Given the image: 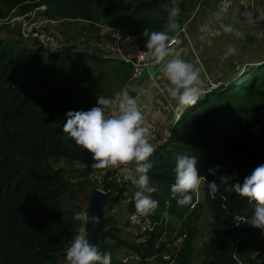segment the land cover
<instances>
[{"label": "trees", "instance_id": "trees-1", "mask_svg": "<svg viewBox=\"0 0 264 264\" xmlns=\"http://www.w3.org/2000/svg\"><path fill=\"white\" fill-rule=\"evenodd\" d=\"M67 2L0 0V18L14 8L24 13L40 5L46 6L47 16L62 17L68 15ZM167 4L171 0H144L130 13H121L123 2L117 1L102 13L111 26L132 35L145 48L148 37L144 30L162 31L167 21L143 13ZM176 22L180 28L182 18L178 16ZM54 50L38 46L16 50L0 39V264H60L66 260V249L74 236L81 234L82 226L65 213L63 202L83 196L87 211L96 190L92 155L63 132L66 113L97 106L99 95L109 98L111 89L123 87L130 76L127 68L119 72L124 63L96 56L88 48L69 52L65 59ZM257 68L247 69L226 87L207 88L194 106L181 113L166 144L154 151L148 175L151 184L159 187L152 194L158 208L150 216L155 227L145 242L122 240L115 235L116 220L103 216L97 247L101 253H111V264H123L114 255L123 249L136 257L127 264H195L200 254L195 245L197 221L204 210L212 215V234L202 250V264H240V259L245 264H264L263 233L251 227L255 206L233 188L236 176H250L264 164L262 136L252 134L264 105V72ZM115 76L114 85L105 90L100 86ZM180 155L196 157L199 175L206 178L200 190L202 201L197 203L191 194L194 206L180 207L171 198ZM61 163L76 169L58 165ZM217 165L215 176L210 175L208 169ZM134 175L137 177L135 171ZM222 176L227 182L220 184L213 198L207 182L219 184ZM104 188H111L106 194L111 202L105 215L107 208L120 203L125 190L112 183ZM164 211L167 219H160ZM234 217L239 218L236 223ZM169 218L176 219L179 226ZM173 249H178L176 256L167 263L163 256Z\"/></svg>", "mask_w": 264, "mask_h": 264}, {"label": "clouds", "instance_id": "clouds-1", "mask_svg": "<svg viewBox=\"0 0 264 264\" xmlns=\"http://www.w3.org/2000/svg\"><path fill=\"white\" fill-rule=\"evenodd\" d=\"M231 6L230 0H221L220 11L215 14L217 19L222 17ZM167 7V6H166ZM180 14V7L176 0H171L168 22L164 30L149 33L145 48L155 64L160 65V72L167 80L165 91L168 96L179 105L188 108L199 100V93L204 86L202 67H197L191 61L182 59L169 44H175L174 33L179 25L176 22ZM243 15L248 23L254 24L264 21V14L253 16L250 12ZM225 32L240 38L243 33L232 26H226ZM202 32L212 34V29L206 24ZM205 37H201L204 39ZM229 51L235 54L236 49ZM63 132L75 145L92 155L91 168L97 170L116 169L121 166L135 165L137 191L134 195L135 214L132 219L148 217L155 213L158 201L152 194L159 191L158 185L150 182L148 175L153 167L150 158L154 154V146L150 142V130L145 126V117L138 107L136 99L127 93H117L111 98L103 95L97 97V106L87 111H69ZM196 157L180 155L176 158L175 182L171 185V198L180 207L192 205V193H198L202 180L199 175ZM216 169H208L210 175L215 176ZM226 177L220 178V183L207 182L209 194L215 198L220 184L227 182ZM235 193L254 204L251 227L264 233V164L257 166L250 176L244 178L243 183L233 185ZM194 206V205H192ZM116 211L115 209L113 210ZM74 220L81 222V226L99 223V219L91 217L87 211H80L74 215ZM238 221V217H235ZM67 264H111V253L103 252L96 245L90 243L86 234L77 233L66 249Z\"/></svg>", "mask_w": 264, "mask_h": 264}, {"label": "crops", "instance_id": "crops-1", "mask_svg": "<svg viewBox=\"0 0 264 264\" xmlns=\"http://www.w3.org/2000/svg\"><path fill=\"white\" fill-rule=\"evenodd\" d=\"M230 4L228 11L217 19L215 14L220 11V0H198L189 19L184 21L173 35L177 45L175 51L180 57L191 61L197 67H202V79L204 75H207L213 81L223 85L234 83L247 69L257 67L263 69L264 67L262 66L264 64V35L260 34L264 21L250 24L243 15L245 12L254 14L262 11L264 0H231ZM206 24L212 29L211 35L202 32ZM226 26L238 29L243 36L237 38L232 33L225 32ZM182 27L185 30L183 34L179 33ZM84 30H87V27ZM59 32L57 33L59 37L68 39L62 30ZM202 36L205 38L201 39ZM230 48L236 49L235 54L229 51ZM124 66L130 70L127 65ZM125 70L121 69L119 72L122 74ZM126 80L123 87L119 88L115 85L111 89L112 95L109 98L117 93H127L136 99L145 117V126L150 131H158L160 135L170 136L176 123L175 115L181 114L186 108L172 100L166 93L168 82L160 72V65L151 66L141 76L135 79H130L129 76ZM205 89V86L201 88L199 98ZM194 194L195 201L201 202L203 198L201 192ZM114 209L116 211H111L109 216L116 220L117 227L118 217L120 218L124 211L127 212L121 202L115 205Z\"/></svg>", "mask_w": 264, "mask_h": 264}, {"label": "built area", "instance_id": "built-area-1", "mask_svg": "<svg viewBox=\"0 0 264 264\" xmlns=\"http://www.w3.org/2000/svg\"><path fill=\"white\" fill-rule=\"evenodd\" d=\"M23 4H28V2H24ZM45 10V5H40L24 13H18L17 8H14L5 17L0 18V32L5 31L14 33L16 40L21 43L29 42L45 50L65 47L71 52L81 48H88L90 51H100L104 56L115 57L127 65L130 68V79H135L141 76L146 69L157 65L155 64L154 59L150 56L148 49L142 47L135 37L116 26H104L97 23L85 22L84 26L87 27V30H67L65 32L67 33L68 39H70L65 43H60L57 33L59 30L64 32L60 25L61 21H56L43 16L42 14ZM262 14H264V9L259 13H254L253 16H259ZM89 29L97 30L95 33L97 38L94 39L92 37L88 31ZM184 32L185 30L182 27L179 33L183 34ZM260 34L264 35V26L261 28ZM169 46L176 50V43H170ZM203 80L205 88L215 89L219 87L216 81H213L207 75H204ZM180 115L181 114L175 115L176 121ZM150 134V142L155 150L158 147L165 145L169 138V135H160L158 131H150ZM252 134L254 136H262V140L264 141V122L262 120L252 129ZM134 171V164L121 166L116 169H95L92 173V179L96 190L101 191L105 195L111 192V188H104L105 185L112 183L115 186L124 187V195L120 202L128 211V226L136 236L135 241L143 243L154 230L155 222L152 221L150 216H137V219H132V216L135 214L134 195L136 192L135 180L137 178L134 175ZM191 209L192 207L190 210ZM162 218L167 219L166 211L162 213L160 219ZM233 222L236 223L237 220L234 218ZM177 250L178 249H173L168 254H165L163 259L167 263H172ZM118 259L123 264H127L135 260L136 257L129 252L127 256L119 257Z\"/></svg>", "mask_w": 264, "mask_h": 264}, {"label": "rangeland", "instance_id": "rangeland-1", "mask_svg": "<svg viewBox=\"0 0 264 264\" xmlns=\"http://www.w3.org/2000/svg\"><path fill=\"white\" fill-rule=\"evenodd\" d=\"M67 1H69V3L67 2V4H65L67 6L65 9H68V15H63L62 17L60 16L49 17L45 14V12H47L46 10L42 14L43 16L54 19L56 21H61L60 25L62 26V29L64 30V33L66 34V36H67V33L65 31L67 30H74V31H77L78 29L84 30L86 27L84 26L85 22H91V23H97L99 25L110 26L111 24L108 22L109 18L105 17L102 11L107 6L113 3H116L117 1L123 2V6L120 8L121 13H126V12L130 13L132 11L133 6H135L138 2L144 1V0H67ZM197 1L198 0H176V3L180 7L179 17L182 18V23L184 21L186 22L189 19L191 12L196 6ZM170 7H171V4L162 5L155 10L146 11L143 14L153 19H164L168 22V15H169ZM115 15L116 13L113 14L112 16H115ZM96 32L97 30L89 29V33L92 35L94 39L97 38L95 36ZM57 36H58L60 43H65L67 40L70 39L69 38L66 40L62 36L59 37L58 34ZM0 39L3 42L7 43L8 46L12 45L14 48H16V50H19L22 48H28V49L33 50L36 48V46L29 44V42L21 43L17 41L14 33L2 31L0 32ZM50 51H53V50H50ZM54 51H57L58 54H60L61 59H65L67 55L69 54V52L71 53V51L67 50L65 47L55 48ZM93 54L99 57L104 56L102 52L97 51V50H94ZM97 63H99L98 64L99 66L100 61H98ZM121 69L124 70L126 69V67L123 66V68ZM262 70H263L262 72H264V67ZM116 79L117 77L115 76L113 79L110 78L109 80H106V81L104 80V82L100 86L103 87V89L105 90L107 89L108 85L114 84ZM249 81H251V79ZM240 101L242 102V100ZM261 120L264 122V105L262 106ZM58 165L65 167L67 169H76L74 165H67L65 163H61ZM236 177H237L238 182L243 183L244 178L239 177V176H236ZM203 183H204V180H202L201 182L200 190L203 186ZM86 205H87L86 198H84L83 196H79L78 198L75 197L74 199H67L65 202H63L62 207L67 215L74 216L77 212L85 211L87 207ZM114 207L107 208L104 216L105 217L109 216L111 211L114 210ZM126 212L128 213L127 210ZM127 213H125L124 211V214L120 218L118 217L115 235H117L122 240H125L128 242H134V240H136V236L134 232L128 226V223L126 220ZM234 218L232 219V221H234ZM169 219L174 224L175 227L179 226V223L177 222L176 219L174 218H169ZM211 221H212V215L208 210H204L203 216H201V218L197 221L198 234L196 235L195 245L198 248V251L200 252V254L195 257V260H194L195 264H202L203 262L204 255L202 254V250L205 248V245L210 240L211 234H212L211 227H210ZM81 234H84L83 231L81 232ZM260 244H262L264 247V233L260 236ZM128 254L129 253L127 251L119 250V251H116L114 255L116 258H119V257L127 256ZM240 263L245 264L244 260H241V259H240ZM60 264H67V261L65 260L61 262Z\"/></svg>", "mask_w": 264, "mask_h": 264}, {"label": "water", "instance_id": "water-1", "mask_svg": "<svg viewBox=\"0 0 264 264\" xmlns=\"http://www.w3.org/2000/svg\"><path fill=\"white\" fill-rule=\"evenodd\" d=\"M106 57H109V56H106ZM109 58L116 62H121L119 59L115 57H109ZM216 83L219 85V87L227 86V85L220 84L219 82H216ZM208 90L206 88L201 93L204 94ZM110 202H111V199L108 200L106 195L99 190H95V192L90 198L87 212L89 213L91 217L98 218L99 223L97 224L89 223L88 225L83 226L82 231L84 234L87 235V238L89 239L90 243L93 245H96V246L98 245L99 235H100L102 224H103L104 209L110 204Z\"/></svg>", "mask_w": 264, "mask_h": 264}]
</instances>
